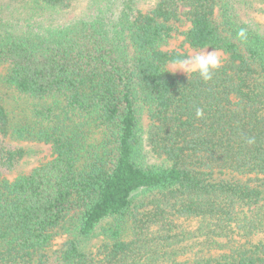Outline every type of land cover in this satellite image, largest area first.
I'll list each match as a JSON object with an SVG mask.
<instances>
[{
	"label": "trees",
	"instance_id": "16d2710c",
	"mask_svg": "<svg viewBox=\"0 0 264 264\" xmlns=\"http://www.w3.org/2000/svg\"><path fill=\"white\" fill-rule=\"evenodd\" d=\"M76 1L0 5V264H264V0ZM184 44L226 54L211 81ZM15 141L52 158L11 179Z\"/></svg>",
	"mask_w": 264,
	"mask_h": 264
},
{
	"label": "rangeland",
	"instance_id": "374dc122",
	"mask_svg": "<svg viewBox=\"0 0 264 264\" xmlns=\"http://www.w3.org/2000/svg\"><path fill=\"white\" fill-rule=\"evenodd\" d=\"M97 1V2H96ZM92 2H95L92 4ZM135 4H137L141 9L147 10L151 7L155 0H135ZM91 4V5H90ZM122 4V0H77L73 9L66 12V14H61L63 16H57L59 21L62 19L66 22L74 20L78 16L83 15L86 12H89V8L96 9L98 6H119ZM0 5L3 8V20L4 22H16L19 24V28L24 27L26 22L30 16L33 15L31 10V0H0ZM36 16V15H35ZM257 18L259 22L264 23V14H257ZM62 23V22H61ZM16 26V25H14ZM11 28V27H10ZM184 43L183 36L177 35L175 38L169 41V43L164 46L165 49H174L180 48ZM184 49H187L189 56L196 55L197 53H203L206 51H212V49H193L190 48L187 44H184ZM218 55L221 57V60H224L226 54L222 51H217ZM171 72L176 74H185L184 70L179 69L178 64H170L168 66ZM2 69H0V72ZM10 98L14 100L13 96L10 95ZM14 143L21 145L25 151V157L22 159L20 165L18 166L17 170L9 175V178L13 179L19 174L27 173L31 171L34 167L44 163L52 158L53 152L52 147L49 144L40 143V142H32V141H15ZM189 228L193 227V223H190ZM187 226V227H188ZM66 236L64 234L57 235L53 244L52 249L59 248L62 243L64 242ZM100 238H95L91 245L95 247L100 243ZM199 248V247H197ZM197 250V249H196ZM206 252V251H205ZM212 253H218L216 251H212Z\"/></svg>",
	"mask_w": 264,
	"mask_h": 264
},
{
	"label": "clouds",
	"instance_id": "9594fccd",
	"mask_svg": "<svg viewBox=\"0 0 264 264\" xmlns=\"http://www.w3.org/2000/svg\"><path fill=\"white\" fill-rule=\"evenodd\" d=\"M240 35H244L243 31ZM175 63L179 65V69L184 70L188 74V77L191 73H198L199 77L207 83L213 79L214 73L220 69L222 60L217 51L213 49L212 51L197 53L196 55L178 59ZM196 115L197 117H202L203 110L197 108ZM252 142L251 139L248 140V143Z\"/></svg>",
	"mask_w": 264,
	"mask_h": 264
}]
</instances>
